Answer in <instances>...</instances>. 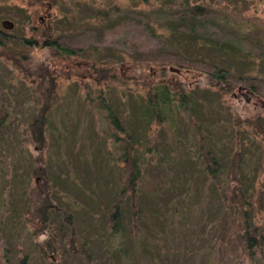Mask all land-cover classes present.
Instances as JSON below:
<instances>
[{
  "label": "rangeland",
  "instance_id": "1",
  "mask_svg": "<svg viewBox=\"0 0 264 264\" xmlns=\"http://www.w3.org/2000/svg\"><path fill=\"white\" fill-rule=\"evenodd\" d=\"M181 13L184 19L177 21ZM41 29L79 48L66 56L48 45L37 48L27 39ZM150 50L207 59L227 69L234 87L222 93L199 70L174 64L161 71L140 59ZM98 65H116L120 79L96 81L91 66ZM44 68L53 82L38 148L26 123L40 103L39 86H46V80L38 83ZM161 82L173 91L184 83L196 104L189 117L176 108L174 126L140 114L147 86ZM98 96L142 169L134 198L126 193L121 204L122 240L118 234L110 238L107 214L123 185V164L106 110L88 103ZM0 113V264H51V257L57 264H90L80 243L92 264L209 262L204 241L217 217L214 207H221L203 171L194 123L224 167L239 150L243 187L247 194L258 187L263 192L255 221L264 228V138L243 121L258 119L264 126V0H54L48 7L0 0ZM34 164L43 171L32 173ZM222 181L227 189L229 180ZM42 188L52 204L44 220L34 209ZM176 190L188 200L175 204ZM175 209L183 214L175 217ZM46 241L54 256L42 252H48ZM236 256L243 264H264V245L251 261L230 246L224 264Z\"/></svg>",
  "mask_w": 264,
  "mask_h": 264
},
{
  "label": "trees",
  "instance_id": "2",
  "mask_svg": "<svg viewBox=\"0 0 264 264\" xmlns=\"http://www.w3.org/2000/svg\"><path fill=\"white\" fill-rule=\"evenodd\" d=\"M142 1L147 2L148 0ZM29 2L47 7L54 4V0H29ZM198 6L199 5L192 6V11L198 9ZM99 12H102V10L96 11L97 14H100ZM183 15L184 14L181 13L177 18V21H182L184 19ZM175 28H173V30H175ZM27 40L31 41L37 48H41L44 45L51 46L54 49L53 52L58 55H70L75 53L79 48L71 39L61 38L60 36L47 37L42 29L37 36ZM19 59L20 58H16V56H13L12 58L15 66L22 68L18 62ZM140 59L145 61L146 64L152 63L158 65L161 71L166 70L167 65L169 64L199 70L202 74H204V80L210 86H217L220 88L222 93L230 91L235 84L231 81V79H229L227 69L201 57L185 56L177 51L150 50L140 56ZM91 68L94 72L93 77L96 81H99L101 78L120 79V72L116 65H98L91 66ZM46 74V68L40 71L38 83L42 85L46 80V86H39L40 103L26 123L30 140L38 148L44 145L43 132L46 124V111L49 107V101L51 99L50 90L52 89L53 82V78L50 74H48L47 78H45ZM169 82L171 81L169 80ZM143 97V103L141 102L140 104V114H142L143 117H152L154 122L157 123L162 121L165 122L166 120L170 123V125L172 124V126L175 125L173 122V113L176 108L177 110L184 112L186 116L189 117L194 111L193 108L196 105L192 98L193 96L185 90L184 83L178 84L174 91L171 90L169 85L166 83H150L147 86ZM103 102V99L101 97L99 98V96L96 102H92L88 99V103L91 106L106 110L105 118L112 130L110 131V135L113 136L116 142L115 146H117L116 148L120 153L119 158L123 164L121 169L123 173V177L121 179L123 185L116 193V197L112 201L107 214V222L109 226L108 233L110 238H113L118 234L122 240L123 235L120 223L121 204L126 193L127 197L134 198L136 190L135 186L142 169H140L137 161L131 156L132 145L129 138L127 136L121 137L115 134L116 131L121 130V126L119 125L117 118L109 111V106L104 105ZM2 118L3 113H0V124L2 122ZM233 118L235 119L233 120L234 122L237 124L240 123L239 117L235 118V116L232 115V119ZM243 121L253 126L255 132L260 133L262 138H264V126L261 124V121L250 118H245ZM193 127L199 134L198 147L200 150L203 171L213 180L215 184V192L212 191V193L217 199H215L216 202H218L221 207L220 209L216 208V206L214 207V213L217 214V217L215 218V221L213 219L210 225V235L204 241V247L209 250L206 251V256L208 257L209 262L208 260H205L204 264H210L211 262L214 264H224L226 254L228 253L230 246L239 248L240 252L251 261L257 252H262V247L264 245V228L260 223L255 221L256 213L262 210V189L259 187L255 189L253 188V190L247 194L245 187H243L241 183L242 181L239 175V161L241 157L239 150L235 149L232 154H229L228 157L230 159L224 167L221 160L216 156V153H212V151H208V149H206L207 146L204 145V135L200 132V126L194 123ZM160 162L161 160L159 163ZM222 170H224V173H222ZM41 171H43V167L41 165L37 166V164H34L32 167V173H38ZM224 178L229 180L226 184L228 190L223 186L222 179ZM46 190L47 189L42 188L40 204L34 207L36 210L35 215L38 216L40 220L46 219V212L52 205ZM177 190L174 192L176 201L175 204L188 200L186 198L181 199L180 195L183 193H181L180 190L177 192ZM132 201L134 202V199ZM178 210L179 209L173 210L175 217H179L183 214L182 211ZM136 212L137 211H134L133 214H136ZM69 216V213H66L65 220L70 223L68 220ZM132 227H136L134 221L132 222ZM71 234L73 233L71 232ZM134 239L135 236L132 237L134 242L133 250L137 251L139 249V242L137 239L134 241ZM73 240L74 238L70 236V243H72ZM121 240L118 243V247L122 244ZM197 240L199 241V239H196V241ZM46 242L48 244V241ZM47 247L48 252L44 250H42V252H45L46 255L51 254L54 256L53 246L48 244ZM73 247L74 245L70 244V249H73ZM79 248L82 252V258L92 264L89 261L90 259L87 256L86 249L82 248V243H80ZM210 251L216 252L215 259L213 258L214 255L211 257ZM262 259H264V257ZM50 262L51 264H57L56 262L54 263L52 257ZM230 264H243V262L239 256H236L232 259Z\"/></svg>",
  "mask_w": 264,
  "mask_h": 264
},
{
  "label": "water",
  "instance_id": "3",
  "mask_svg": "<svg viewBox=\"0 0 264 264\" xmlns=\"http://www.w3.org/2000/svg\"><path fill=\"white\" fill-rule=\"evenodd\" d=\"M169 69H170V70H173V71H176V72L179 71V68H177V67H172L171 65L169 66Z\"/></svg>",
  "mask_w": 264,
  "mask_h": 264
}]
</instances>
